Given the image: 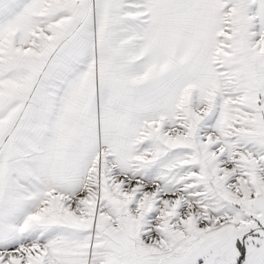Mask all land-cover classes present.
Here are the masks:
<instances>
[{
    "label": "snow or ice",
    "instance_id": "snow-or-ice-1",
    "mask_svg": "<svg viewBox=\"0 0 264 264\" xmlns=\"http://www.w3.org/2000/svg\"><path fill=\"white\" fill-rule=\"evenodd\" d=\"M0 264H264V0H0Z\"/></svg>",
    "mask_w": 264,
    "mask_h": 264
}]
</instances>
